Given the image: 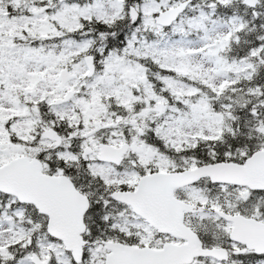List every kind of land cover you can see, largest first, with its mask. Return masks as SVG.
<instances>
[{"label": "snow or ice", "instance_id": "snow-or-ice-1", "mask_svg": "<svg viewBox=\"0 0 264 264\" xmlns=\"http://www.w3.org/2000/svg\"><path fill=\"white\" fill-rule=\"evenodd\" d=\"M0 264H264V0H0Z\"/></svg>", "mask_w": 264, "mask_h": 264}]
</instances>
